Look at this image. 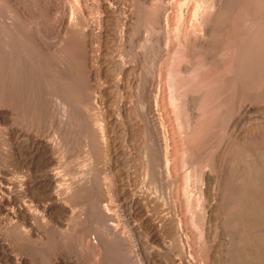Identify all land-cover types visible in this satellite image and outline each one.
<instances>
[{
  "label": "bare ground",
  "instance_id": "bare-ground-1",
  "mask_svg": "<svg viewBox=\"0 0 264 264\" xmlns=\"http://www.w3.org/2000/svg\"><path fill=\"white\" fill-rule=\"evenodd\" d=\"M0 264H264V0H0Z\"/></svg>",
  "mask_w": 264,
  "mask_h": 264
},
{
  "label": "rangeland",
  "instance_id": "rangeland-1",
  "mask_svg": "<svg viewBox=\"0 0 264 264\" xmlns=\"http://www.w3.org/2000/svg\"><path fill=\"white\" fill-rule=\"evenodd\" d=\"M67 2H72V0H66ZM98 83H101V81H97ZM172 125H174L173 124V122H172ZM183 171H184V169H182ZM182 170L180 169V170H178L179 171V174L182 172ZM183 197H185V196H183ZM192 213L189 211L188 212V210L187 209H184L183 210V212H182V216L183 217H188V218H190V220H189V226L188 227H186V232L188 233L189 232V236H190V234L192 235V234H195V233H197L196 231H197V228L195 227V226H193L192 225V220H191V215ZM193 226V227H192ZM190 228V229H189ZM196 245H199L198 243L196 244Z\"/></svg>",
  "mask_w": 264,
  "mask_h": 264
}]
</instances>
